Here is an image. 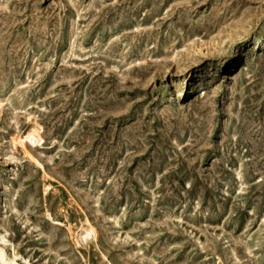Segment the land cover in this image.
<instances>
[{"label":"rangeland","instance_id":"rangeland-1","mask_svg":"<svg viewBox=\"0 0 264 264\" xmlns=\"http://www.w3.org/2000/svg\"><path fill=\"white\" fill-rule=\"evenodd\" d=\"M0 246L264 264V0H0Z\"/></svg>","mask_w":264,"mask_h":264},{"label":"bare ground","instance_id":"bare-ground-1","mask_svg":"<svg viewBox=\"0 0 264 264\" xmlns=\"http://www.w3.org/2000/svg\"><path fill=\"white\" fill-rule=\"evenodd\" d=\"M27 137L31 138V140H33V141H37V140L42 139L40 137V135L38 134V131L36 132V130L35 129L33 130V128H32V131H30L28 133ZM90 233L91 232H87L86 235H89ZM14 257H16V254L14 255ZM0 262L2 264H16V260L14 258L9 259V260L6 259V255H5L3 248L1 246H0Z\"/></svg>","mask_w":264,"mask_h":264}]
</instances>
